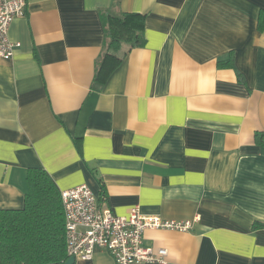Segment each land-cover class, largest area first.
<instances>
[{
	"label": "crops",
	"instance_id": "1",
	"mask_svg": "<svg viewBox=\"0 0 264 264\" xmlns=\"http://www.w3.org/2000/svg\"><path fill=\"white\" fill-rule=\"evenodd\" d=\"M111 12L144 14V44L104 74ZM263 19L264 0H27L0 56V208L42 168L117 215L194 220L144 232L167 264H264Z\"/></svg>",
	"mask_w": 264,
	"mask_h": 264
},
{
	"label": "trees",
	"instance_id": "2",
	"mask_svg": "<svg viewBox=\"0 0 264 264\" xmlns=\"http://www.w3.org/2000/svg\"><path fill=\"white\" fill-rule=\"evenodd\" d=\"M145 23L146 16L136 12L107 14L106 51L100 65L105 67L104 74L111 72L129 49L144 44ZM101 77L99 71L97 79ZM255 142L264 147V128L256 131ZM27 183L23 208H0V264H65L69 255L61 190L42 168H30Z\"/></svg>",
	"mask_w": 264,
	"mask_h": 264
},
{
	"label": "built area",
	"instance_id": "3",
	"mask_svg": "<svg viewBox=\"0 0 264 264\" xmlns=\"http://www.w3.org/2000/svg\"><path fill=\"white\" fill-rule=\"evenodd\" d=\"M27 0H0V56L9 59L20 46L10 38L15 18L26 14ZM66 243L69 257L90 260L96 248L106 249L116 264L154 262L167 264L168 250L144 244L148 228L190 231L194 220H168L155 214H145L133 206L125 215H117L100 202L87 184L61 191ZM105 200V196H103Z\"/></svg>",
	"mask_w": 264,
	"mask_h": 264
},
{
	"label": "water",
	"instance_id": "4",
	"mask_svg": "<svg viewBox=\"0 0 264 264\" xmlns=\"http://www.w3.org/2000/svg\"><path fill=\"white\" fill-rule=\"evenodd\" d=\"M65 264H77L76 257L75 256L69 257V259L67 260V262Z\"/></svg>",
	"mask_w": 264,
	"mask_h": 264
}]
</instances>
